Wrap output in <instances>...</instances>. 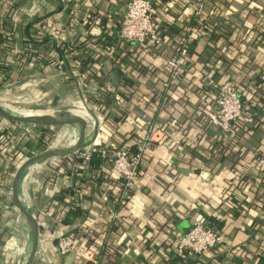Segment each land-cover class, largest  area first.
<instances>
[{
    "label": "crops",
    "instance_id": "obj_1",
    "mask_svg": "<svg viewBox=\"0 0 264 264\" xmlns=\"http://www.w3.org/2000/svg\"><path fill=\"white\" fill-rule=\"evenodd\" d=\"M192 1L151 0L164 41L139 46L119 38L127 0H0V95L18 89L25 100L31 92L52 105L66 103L76 108L67 112H85L82 117L91 115L97 126L93 144L32 165L22 184L21 196L39 224L33 264L264 262V0H205L216 17L195 24L188 61L165 88V61L192 23ZM77 54L79 67L71 59ZM223 84L237 87L251 115L229 140L212 123ZM139 120L145 123L138 126ZM156 122L165 137L159 140L157 130L146 143L137 178L124 189L109 152L135 151L138 135ZM26 127L0 116L2 146L24 137L15 152L0 147V187L6 190L0 193V264H19L26 242L16 245L7 194L11 174L35 154V136ZM68 133L69 144L76 143L78 132ZM195 221L223 242L201 254H177L176 241ZM62 235L96 240V260L61 255Z\"/></svg>",
    "mask_w": 264,
    "mask_h": 264
},
{
    "label": "built area",
    "instance_id": "obj_2",
    "mask_svg": "<svg viewBox=\"0 0 264 264\" xmlns=\"http://www.w3.org/2000/svg\"><path fill=\"white\" fill-rule=\"evenodd\" d=\"M192 9V23L186 25L184 32L176 40L175 53L165 61L167 78L163 82L165 88L173 85L188 61L189 48L194 37V27L198 22H202L209 17H216V8L205 9V0H193L190 4ZM155 8L151 0H127L122 19L120 22L119 38L123 42H132L139 46L147 43L159 46L163 43L162 25L155 17ZM206 15V16H205ZM261 19L264 23V8ZM26 40H29L26 38ZM76 67L79 61L73 60ZM242 111V102L239 91L234 84L220 85L216 90L215 110L212 123L218 129L222 140H229L232 135V125L235 123ZM94 120H92L93 122ZM145 123L139 120L138 126ZM161 131L157 135L159 140L164 139V131L159 123L149 124L146 133L138 135V143L135 151L125 147L112 148L109 158L112 169L122 180L124 189H129L135 182L139 170V164L148 141L153 140L154 133ZM95 142V141H94ZM93 144V143H92ZM95 145V146H94ZM97 148L99 144H94ZM13 147V145H12ZM100 149L93 148V151ZM0 193H6L5 188L0 187ZM6 207H9L5 205ZM13 208V207H12ZM91 222L86 220L84 227L90 228ZM223 242L222 236L212 227L201 221H195L190 228L179 236L176 241L175 251L182 254L188 250L192 254H201L205 251L217 248ZM58 251L61 255L74 252L82 258L94 262L99 254L97 242H93L87 236H83L78 242L72 235H62L57 240ZM260 264H264L260 263Z\"/></svg>",
    "mask_w": 264,
    "mask_h": 264
},
{
    "label": "water",
    "instance_id": "obj_3",
    "mask_svg": "<svg viewBox=\"0 0 264 264\" xmlns=\"http://www.w3.org/2000/svg\"><path fill=\"white\" fill-rule=\"evenodd\" d=\"M0 116L16 123L25 125H44V126H63V125H78L80 127V135L75 144L66 149H45L39 153L33 154L22 163H20L15 171L11 174L8 185L7 194L14 208L25 218L30 227L32 236V244L29 250L28 257L22 264H33L35 256L39 250V224L35 214L28 206L21 202L17 194V181L20 175L30 168L32 165L39 163L52 157H65L73 154L80 149L89 146L94 142L97 135V126L92 124L88 118L77 116L68 112L58 114H21L0 104ZM94 118V117H93ZM94 122L96 120L94 118ZM86 130H90L87 138H85Z\"/></svg>",
    "mask_w": 264,
    "mask_h": 264
},
{
    "label": "rangeland",
    "instance_id": "obj_4",
    "mask_svg": "<svg viewBox=\"0 0 264 264\" xmlns=\"http://www.w3.org/2000/svg\"><path fill=\"white\" fill-rule=\"evenodd\" d=\"M17 90L13 89L12 91L6 92L5 94L6 97H3L1 94L0 95L1 105L8 107V109L14 110L15 112L27 111V112H31L32 114H41V113L58 114L62 112L66 113L67 111L73 113L74 111H76L75 107L69 106L66 103L52 105L49 103L47 98L44 99L42 97L41 99H37L38 95L33 94L31 92H29V96L27 100H25L26 96L20 97L19 91ZM2 98L4 99V102H2L1 100ZM81 110L84 111L83 109ZM88 119L92 124H96L94 121L92 122L94 118L91 115L88 116ZM26 130H28L29 132H33V135L35 136L34 137L35 154L45 149L69 148L72 145L69 144L70 139L69 136L67 135L69 134L68 132H71L72 130H76L78 132V138L80 135V127L78 125H63V126L27 125ZM39 132H41L40 137L38 136ZM14 210L15 212L13 213L12 224H15L14 229H16L17 230L16 233H18L15 241H16V245L19 247L22 246L23 243L26 241L25 240V235L27 233V231L25 230L26 223L24 217L15 208ZM19 264H22V262H20Z\"/></svg>",
    "mask_w": 264,
    "mask_h": 264
},
{
    "label": "trees",
    "instance_id": "obj_5",
    "mask_svg": "<svg viewBox=\"0 0 264 264\" xmlns=\"http://www.w3.org/2000/svg\"><path fill=\"white\" fill-rule=\"evenodd\" d=\"M30 36V37H29ZM28 36V41H27V43L29 44V42H30V44L32 43H34V37L33 36H31V35H29ZM30 50V49H29ZM62 58V57H61ZM81 57H79V55L77 54V55H73V56H71V59L72 60H81L80 59ZM63 59H64V62H63V64H64V66L65 67H67L68 66V60H67V58H65V57H63ZM241 102H242V111H241V115L239 116V118H238V120L235 122V123H233V125H232V135H231V137L233 136V135H235L236 133H238V131L243 127V124H245V122H247L248 120H249V117L251 116L250 114H248V110L246 109V105H248L247 103H246V99H241ZM254 109H256V108H254ZM251 112L252 113H255V111H253V109H251ZM1 140H2V138L0 137V147H1V149H2V151H4L3 153H11L12 151H16L17 150V147H18V145H19V143H21V145L23 146V143L21 142L22 140H24V137L23 136H21L20 138H19V140H17V142L18 143H15L14 142V140H12V142H10V143H6V144H4L3 146L1 145ZM12 145H13V147H12ZM97 155H99V153H96V152H93V154H92V156H91V159L92 160H97L98 159V156ZM96 158V159H95ZM58 194H62V193H64V192H62V191H60V192H57ZM62 197V196H61ZM60 197V198H61ZM60 198H57V199H60ZM54 199V198H53ZM52 199V200H53Z\"/></svg>",
    "mask_w": 264,
    "mask_h": 264
},
{
    "label": "bare ground",
    "instance_id": "obj_6",
    "mask_svg": "<svg viewBox=\"0 0 264 264\" xmlns=\"http://www.w3.org/2000/svg\"><path fill=\"white\" fill-rule=\"evenodd\" d=\"M8 108V107H7ZM15 112V111H14ZM18 113H21V114H32L31 112H27V111H18ZM81 116H83V112H80L79 113ZM73 144H75V143H73ZM73 144H70V145H73ZM30 171H31V168L29 169H27V170H25L21 175H20V177H19V179H18V181H17V185H16V188H17V194H18V196H19V198H20V200H21V202H23V204H25V206H28V203H26L24 200H23V198H22V196H21V190H22V184H23V182H24V180L26 179V177L29 175V173H30ZM29 241V242H28ZM31 244H32V236H31V234H30V236H29V238L26 240V243H24V245L22 246V248L20 249V251L18 252V254H20V262H24L25 260H26V258L28 257V254H29V250H30V247H31ZM26 251H27V253H26ZM25 253H26V258L24 257V255H25Z\"/></svg>",
    "mask_w": 264,
    "mask_h": 264
}]
</instances>
